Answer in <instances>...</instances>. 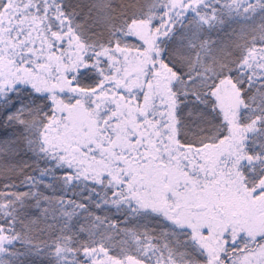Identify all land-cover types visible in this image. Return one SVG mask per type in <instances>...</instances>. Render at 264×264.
I'll list each match as a JSON object with an SVG mask.
<instances>
[{
	"label": "snow or ice",
	"instance_id": "snow-or-ice-1",
	"mask_svg": "<svg viewBox=\"0 0 264 264\" xmlns=\"http://www.w3.org/2000/svg\"><path fill=\"white\" fill-rule=\"evenodd\" d=\"M0 264H264V0H0Z\"/></svg>",
	"mask_w": 264,
	"mask_h": 264
}]
</instances>
